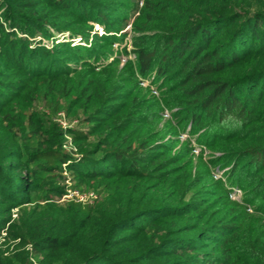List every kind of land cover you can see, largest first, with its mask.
Here are the masks:
<instances>
[{
    "label": "trees",
    "instance_id": "obj_1",
    "mask_svg": "<svg viewBox=\"0 0 264 264\" xmlns=\"http://www.w3.org/2000/svg\"><path fill=\"white\" fill-rule=\"evenodd\" d=\"M153 75L162 100L139 88ZM164 108L263 213L264 0H0V264H264V224L222 215L224 186L161 141Z\"/></svg>",
    "mask_w": 264,
    "mask_h": 264
},
{
    "label": "rangeland",
    "instance_id": "obj_2",
    "mask_svg": "<svg viewBox=\"0 0 264 264\" xmlns=\"http://www.w3.org/2000/svg\"><path fill=\"white\" fill-rule=\"evenodd\" d=\"M134 21V20H133ZM133 21L131 25L133 24ZM126 31V30H125ZM124 31V32H125ZM97 32L99 36L105 35V30L101 25L96 24L94 27V31L92 34ZM122 32V33H124ZM128 32L130 33L124 41L121 43L119 42L114 49L116 51L119 50V59H120V70H132V66L135 64L136 57L132 53V43L131 39L134 33H132V26H129ZM69 33L66 32L65 34H59L57 36V42L52 40H45L43 41L48 47H52L53 45L59 42H68L69 41ZM40 39V38H39ZM55 43V44H54ZM73 45L79 46L84 45L87 46L86 43L82 40L81 37L74 40ZM111 60H113L111 58ZM110 60V61H111ZM134 70V69H133ZM139 88L144 94H147L149 97H155L157 100H162L164 88L161 86V82H158L157 79L153 76H150L146 79L139 78ZM178 108H164L161 116V120L159 123V127L157 130L160 131L161 136L164 137L163 142L173 143V152L180 151L183 148L187 147L192 150L190 153V159L193 162V165L200 171L209 174L208 178H213L215 182H220L225 188L226 194H228L229 199L226 200V204L223 203L220 208L223 210L222 215H227L226 212H233L234 210L239 211V207H248L249 216L258 220L264 224V212H258L255 206H250L247 200V191L244 190L242 187L232 186L230 185V181L227 179V172L230 169V166H226L228 158L225 157L223 151L216 148H208L203 146L199 143V134L193 136L191 132V126L186 128V131H182L181 127L175 117L173 116L174 112L177 111ZM69 120H76L78 123L80 119L74 116H68ZM176 131V132H175ZM159 140V139H158ZM159 141V142H161ZM157 142V141H156ZM208 178L205 181L207 184ZM211 183V182H210ZM211 190V188L209 189ZM229 192V193H228ZM237 204V205H235ZM232 206V207H231ZM241 212V211H240ZM18 217V210L13 211V219ZM201 224H204L202 222ZM4 236V235H3Z\"/></svg>",
    "mask_w": 264,
    "mask_h": 264
},
{
    "label": "built area",
    "instance_id": "obj_3",
    "mask_svg": "<svg viewBox=\"0 0 264 264\" xmlns=\"http://www.w3.org/2000/svg\"><path fill=\"white\" fill-rule=\"evenodd\" d=\"M59 125L62 127L63 130L68 131L71 129H75L78 127V121L72 120L70 121L67 114L65 112H60L55 119ZM64 150L67 151L69 154H71L74 158H80V154L78 151L77 146L75 145L72 137L69 134L65 135V142H64ZM68 185L70 183L68 182ZM97 200V195L93 192H80L78 190H71L69 189L67 194L63 197L61 200L62 202L69 201V202H77V203H82V204H90L92 205L95 201ZM16 218V215H14ZM5 236L6 233H3Z\"/></svg>",
    "mask_w": 264,
    "mask_h": 264
}]
</instances>
